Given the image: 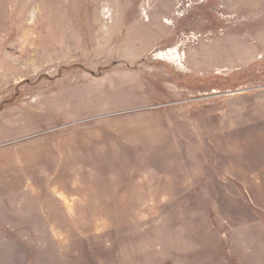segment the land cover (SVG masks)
I'll return each instance as SVG.
<instances>
[{
    "label": "rangeland",
    "instance_id": "rangeland-1",
    "mask_svg": "<svg viewBox=\"0 0 264 264\" xmlns=\"http://www.w3.org/2000/svg\"><path fill=\"white\" fill-rule=\"evenodd\" d=\"M0 264H264V0H0Z\"/></svg>",
    "mask_w": 264,
    "mask_h": 264
},
{
    "label": "bare ground",
    "instance_id": "bare-ground-1",
    "mask_svg": "<svg viewBox=\"0 0 264 264\" xmlns=\"http://www.w3.org/2000/svg\"><path fill=\"white\" fill-rule=\"evenodd\" d=\"M159 54H160L161 56L163 55V57H164V55H165L164 52H161V53H159ZM166 55H167V54H166ZM161 58H162V57H161Z\"/></svg>",
    "mask_w": 264,
    "mask_h": 264
}]
</instances>
